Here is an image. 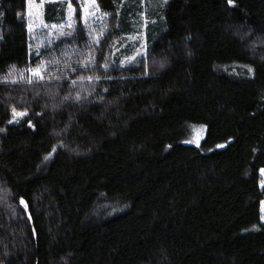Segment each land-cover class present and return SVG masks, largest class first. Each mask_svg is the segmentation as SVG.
Segmentation results:
<instances>
[{"label":"trees","instance_id":"trees-1","mask_svg":"<svg viewBox=\"0 0 264 264\" xmlns=\"http://www.w3.org/2000/svg\"><path fill=\"white\" fill-rule=\"evenodd\" d=\"M28 1L0 0V264H264V0H98L104 55L68 40L65 66L99 72L33 102L8 80L39 60ZM43 15L64 24L67 5ZM143 21L151 74L111 53Z\"/></svg>","mask_w":264,"mask_h":264},{"label":"rangeland","instance_id":"rangeland-1","mask_svg":"<svg viewBox=\"0 0 264 264\" xmlns=\"http://www.w3.org/2000/svg\"><path fill=\"white\" fill-rule=\"evenodd\" d=\"M151 0H142V3H146ZM164 1V0H163ZM170 1V0H167ZM47 2H61L65 5H68L69 0H29L27 4V20H28V31L32 42L35 47L41 49L39 54V60L24 69H20L18 71L12 72L8 77L12 85H21L26 84L27 86H33L31 90V98L30 102L38 101L40 99L46 100L45 98H56L63 93L64 87L69 82L67 78L70 80L80 71L77 67H69L66 69L65 60L67 57H73L76 55V49L69 48L67 46L68 40H77V39H85L92 43L95 48L93 49L95 53H99L100 55H104L105 50L103 49L102 39L107 30L113 28L115 22L111 15H108L103 12L102 7L99 6V11H96L94 14H89L87 17V22L85 24L84 21L80 19L81 12L80 8L77 7V0H71L73 7L76 8L75 17H70L67 8V18L64 24L56 25V28H53L52 25H48L44 21V5ZM83 3V0H81ZM98 4V0H96ZM91 13L92 10L90 9ZM112 18V21H111ZM69 22L71 26L69 27ZM144 22L143 32L142 34H132L128 37L120 38L119 40H115L113 42V47L111 48V53H115V58L123 59L122 63L124 65H131L132 63L139 64L141 66L143 73L151 74L156 71L162 69L165 65V58H163L162 54L152 55L148 53L147 50V42L144 33V29L146 26V21ZM115 35V31H114ZM95 38L99 39V44L97 45L95 42ZM126 38V39H125ZM91 44V46H92ZM120 46L117 47V45ZM55 47L58 48V52H54ZM132 49V55L127 54L126 49ZM51 49V50H50ZM71 49V50H70ZM91 51V49H89ZM50 51V52H49ZM70 51V52H69ZM83 55L85 57L90 54L88 51H83ZM131 55V56H130ZM102 56L101 62L99 65L94 64V67L102 68ZM130 56V57H129ZM111 59V58H110ZM108 62V61H107ZM106 60L104 63H107ZM110 63V62H108ZM43 66L45 69L43 75L44 79H39L38 77L32 76L29 72V69H36L38 66ZM67 65V64H66ZM90 65L88 64L84 69H88ZM99 72L98 70H92L88 72H82L84 75L87 74H95ZM145 73V74H146ZM32 82L29 83L28 81ZM14 81V82H13ZM23 102V103H22ZM27 103L26 101H21L20 105ZM60 106H65L67 104V99H64L60 102ZM18 112L25 111L16 109ZM27 112V111H25ZM28 114V112H27ZM25 117V116H24ZM24 117H13V121L11 124H17L21 122ZM207 134V128L204 125H190L188 131L185 136L181 139V142H185L188 144L199 145L205 139ZM52 156L48 157V160ZM264 170V169H263ZM260 187L261 183L264 182V172H260ZM0 185V201H10L8 199V194L6 191L1 190ZM262 189V187H261ZM8 199V200H7ZM262 216L264 217V202L262 204ZM264 221V220H263Z\"/></svg>","mask_w":264,"mask_h":264},{"label":"snow or ice","instance_id":"snow-or-ice-1","mask_svg":"<svg viewBox=\"0 0 264 264\" xmlns=\"http://www.w3.org/2000/svg\"><path fill=\"white\" fill-rule=\"evenodd\" d=\"M27 2V0H26ZM165 3H167V0H164ZM227 2L229 3V5H234V0H227ZM77 7L80 8V12H81V16H80V19L82 21L87 22V17L89 14H94L96 11H99V6L98 4L96 3V0H83V3H81V0H77ZM67 8H68V13H69V16L70 17H75L76 15V8L73 7L72 3H71V0H69V3L67 5ZM92 10V12L90 13L89 10ZM69 27L71 26V23L69 22ZM53 28H56L57 26L56 25H52ZM95 42L96 44L98 45L99 44V39L98 38H95ZM39 55V53H38ZM92 61L90 60H87V61H84L83 64H82V67H86L88 65V63H91ZM105 69H107V65L105 64L104 65ZM45 69L43 68V66H38V68L36 69H29V72L31 73L32 76H35V77H38L39 79H44V73ZM249 71H251V69H249ZM92 77H88V80L89 82L92 81ZM98 79V78H97ZM14 82V81H13ZM29 83H31L32 81L29 80L28 81ZM72 85L74 86L76 84V80H72L71 81ZM65 99H67V97H65ZM76 99L79 100L80 97L79 95L76 96ZM12 115L13 117H24L27 115V112L25 111H20L18 112L15 108L12 109ZM10 123H12L13 121H9ZM29 126L31 127V124H29ZM221 147H223L221 145ZM45 159H48V157H45ZM262 172H264V170H262ZM261 187L264 188V182L261 183ZM19 203L21 205L24 206V208L26 209L28 206H27V203L21 198ZM29 219H31V216L29 215L28 217ZM262 220H264V217H261Z\"/></svg>","mask_w":264,"mask_h":264}]
</instances>
